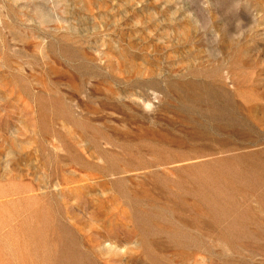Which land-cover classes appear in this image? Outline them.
<instances>
[{
    "label": "rangeland",
    "instance_id": "1",
    "mask_svg": "<svg viewBox=\"0 0 264 264\" xmlns=\"http://www.w3.org/2000/svg\"><path fill=\"white\" fill-rule=\"evenodd\" d=\"M208 2L0 0V264H264V0Z\"/></svg>",
    "mask_w": 264,
    "mask_h": 264
},
{
    "label": "clouds",
    "instance_id": "2",
    "mask_svg": "<svg viewBox=\"0 0 264 264\" xmlns=\"http://www.w3.org/2000/svg\"><path fill=\"white\" fill-rule=\"evenodd\" d=\"M202 8H208L210 7L208 0H201ZM183 8V4L177 6V8H174L173 11L169 14L170 17H175L179 14V10ZM186 15L193 20V22L196 24L197 27L201 29L203 32H207L208 29L201 26L200 20L195 16V14L192 11H187ZM242 21L236 22V28L237 32L233 34L231 37L234 39H241L244 35V32L246 29H242ZM213 32V42L215 44H218L221 39V33L215 31L213 28L211 29ZM15 157L12 153H8L5 156V160L8 161V163L5 164L6 168L11 167V160H13ZM90 228L89 231H92V229H99V224L94 220V218L89 214L88 217ZM140 245L138 240H131L126 241L124 243H120L119 241L108 239L103 240L101 243H99L96 247V252L100 255V258L106 262V264H111L112 261H123L124 259H127L130 256H134L139 251Z\"/></svg>",
    "mask_w": 264,
    "mask_h": 264
}]
</instances>
